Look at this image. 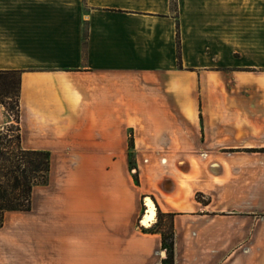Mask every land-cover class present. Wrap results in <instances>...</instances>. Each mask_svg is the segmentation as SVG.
<instances>
[{
    "label": "crops",
    "instance_id": "crops-1",
    "mask_svg": "<svg viewBox=\"0 0 264 264\" xmlns=\"http://www.w3.org/2000/svg\"><path fill=\"white\" fill-rule=\"evenodd\" d=\"M0 70L51 154L0 264H162L158 206L175 264H264V0H0Z\"/></svg>",
    "mask_w": 264,
    "mask_h": 264
},
{
    "label": "trees",
    "instance_id": "trees-1",
    "mask_svg": "<svg viewBox=\"0 0 264 264\" xmlns=\"http://www.w3.org/2000/svg\"><path fill=\"white\" fill-rule=\"evenodd\" d=\"M9 73L18 74V122H19V81L20 71L18 70H0V76L8 75ZM18 124V150L9 153L15 166V169L6 171L5 164V146L4 134L1 136V150H0V170H1V184H0V226L4 223V213L7 210H27L31 209L32 205V191L35 185L46 184L49 180V173L51 169V154L46 150L25 149L20 143V132ZM130 149L134 148V138H130ZM23 165V167H22ZM131 169L136 168V164L132 157ZM12 177L8 185H5V179ZM136 182H139L138 172L134 173ZM10 189V191H9ZM18 190V192H17ZM158 218L154 225L149 228L142 227L145 232H160L162 234V246L166 249V257L162 259V264H175V229H174V213L162 212L158 206Z\"/></svg>",
    "mask_w": 264,
    "mask_h": 264
},
{
    "label": "rangeland",
    "instance_id": "rangeland-1",
    "mask_svg": "<svg viewBox=\"0 0 264 264\" xmlns=\"http://www.w3.org/2000/svg\"><path fill=\"white\" fill-rule=\"evenodd\" d=\"M18 74L9 73L8 75L0 76V104L5 107V125L3 127L2 133L4 134V146H5V164H6V171L9 169H15V166L11 163L12 159L9 153L17 151L19 144H18V104H17V91H18ZM23 167V165H22ZM12 180V177H8L5 179V185H8ZM10 191V189H9ZM18 192V190H17ZM145 207L143 209V215L145 212ZM156 212V220L154 222H150V225L141 226L149 228L154 225L158 218V210ZM142 215V216H143ZM142 218V217H141ZM139 225L140 222H139Z\"/></svg>",
    "mask_w": 264,
    "mask_h": 264
}]
</instances>
